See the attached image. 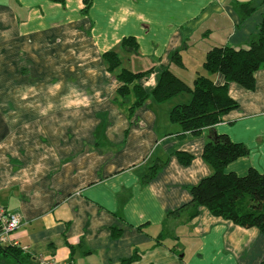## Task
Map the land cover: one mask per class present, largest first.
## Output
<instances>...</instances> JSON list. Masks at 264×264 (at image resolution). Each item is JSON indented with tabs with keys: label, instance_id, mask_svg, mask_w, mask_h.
<instances>
[{
	"label": "crops",
	"instance_id": "obj_1",
	"mask_svg": "<svg viewBox=\"0 0 264 264\" xmlns=\"http://www.w3.org/2000/svg\"><path fill=\"white\" fill-rule=\"evenodd\" d=\"M257 1L93 0L88 15L83 0L0 2V209L22 220L10 240L31 256L27 264L264 263L258 228L204 206L190 221L178 213L190 204V189L213 173L203 152L215 135L248 149L226 173L264 174V69L254 74V90L228 85L238 108L213 129L181 137L170 113L190 96L149 99L129 118L113 100L121 83L103 58L121 49L123 68L153 69L140 83L148 92L168 67L190 86L197 76L224 86L223 75L204 69L207 53L249 45L264 4L248 17L238 6ZM131 36L138 54L121 47ZM233 199L264 204L257 194Z\"/></svg>",
	"mask_w": 264,
	"mask_h": 264
},
{
	"label": "trees",
	"instance_id": "obj_2",
	"mask_svg": "<svg viewBox=\"0 0 264 264\" xmlns=\"http://www.w3.org/2000/svg\"><path fill=\"white\" fill-rule=\"evenodd\" d=\"M51 1L65 3V0ZM92 1L83 0L85 5L83 14H89ZM263 4L264 0H258L240 4L238 8L242 17H248ZM121 47L135 54H138L140 49L136 38L132 36L124 38ZM103 58L108 71L115 74L121 83L113 100L120 108L126 107L129 118H132L149 99L164 104L180 96L189 95V102L173 107L170 119L182 128L181 137L188 133L199 136L206 129H213L227 113L238 108V104L228 93L230 83L239 84L248 90L255 89L254 74L259 69H264V21L260 25L259 33L251 37L246 48L217 46L207 53L204 69L209 75H223L226 81L224 86H217L210 77L205 76H197L193 85L190 86L168 67L161 71L156 87L148 92L140 83L149 77L153 69L131 72L123 68L122 57L114 51L105 53ZM247 154L248 149L245 146L234 143L226 135H215L209 139L205 145L203 157L213 169V173L190 189L192 200L178 213H187L190 221L198 216L199 208L204 206L216 217L245 228H258L264 234V204L261 209H253L233 199L235 194L244 197L257 194L264 201V174L255 169H251L243 177L226 173L229 164ZM177 156L184 165H189L193 158L186 153H178ZM162 166L161 163L153 165L148 178H154ZM112 233L114 238L118 237L114 229ZM7 257L12 258L17 264H27L31 259V256L24 254L22 248L18 246L0 245V259Z\"/></svg>",
	"mask_w": 264,
	"mask_h": 264
},
{
	"label": "built area",
	"instance_id": "obj_3",
	"mask_svg": "<svg viewBox=\"0 0 264 264\" xmlns=\"http://www.w3.org/2000/svg\"><path fill=\"white\" fill-rule=\"evenodd\" d=\"M21 226H22V220L18 214L6 213L4 210L0 209V228H1L0 245L9 244L20 247L18 242H12L10 240V234L15 230L19 229ZM45 264H61V263L48 261L45 262Z\"/></svg>",
	"mask_w": 264,
	"mask_h": 264
},
{
	"label": "rangeland",
	"instance_id": "obj_4",
	"mask_svg": "<svg viewBox=\"0 0 264 264\" xmlns=\"http://www.w3.org/2000/svg\"><path fill=\"white\" fill-rule=\"evenodd\" d=\"M0 2L7 3L8 0H0ZM117 52H120L119 54H121L122 59L125 61L124 64L129 66L128 58H126L125 52H122L121 49H118ZM191 54H193L192 58L196 60V56H197L196 51H193ZM193 65H196V63H194ZM145 66H147V65H145ZM145 68H147V67H145ZM193 71H196V70H193ZM189 76H190V74L184 75V77H187V78H189ZM0 264H17V263L12 258L7 257L6 259L1 258Z\"/></svg>",
	"mask_w": 264,
	"mask_h": 264
},
{
	"label": "water",
	"instance_id": "obj_5",
	"mask_svg": "<svg viewBox=\"0 0 264 264\" xmlns=\"http://www.w3.org/2000/svg\"><path fill=\"white\" fill-rule=\"evenodd\" d=\"M0 231H1V228H0Z\"/></svg>",
	"mask_w": 264,
	"mask_h": 264
}]
</instances>
